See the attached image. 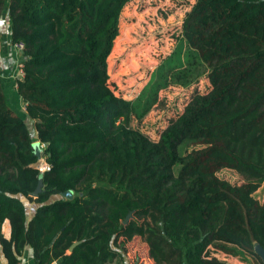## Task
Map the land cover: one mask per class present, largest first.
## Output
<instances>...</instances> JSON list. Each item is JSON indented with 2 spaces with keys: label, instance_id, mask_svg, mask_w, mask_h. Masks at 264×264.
<instances>
[{
  "label": "trees",
  "instance_id": "obj_1",
  "mask_svg": "<svg viewBox=\"0 0 264 264\" xmlns=\"http://www.w3.org/2000/svg\"><path fill=\"white\" fill-rule=\"evenodd\" d=\"M130 1L7 0L10 42H23L15 89L35 138L0 82V224L9 223L0 256L17 264L29 246L33 264H120L123 244L137 236L152 264H228L210 245L261 262L264 0L187 6L180 33L208 66V85L156 138L130 125L141 112L108 80L107 55ZM223 167L242 180L219 177ZM23 198L35 203L28 219Z\"/></svg>",
  "mask_w": 264,
  "mask_h": 264
},
{
  "label": "rangeland",
  "instance_id": "obj_2",
  "mask_svg": "<svg viewBox=\"0 0 264 264\" xmlns=\"http://www.w3.org/2000/svg\"><path fill=\"white\" fill-rule=\"evenodd\" d=\"M193 1H130L122 9L119 33L107 55L110 86L131 96L136 111L141 112L139 118L132 116L130 125L150 138H156L158 130L181 109L192 91L205 90L208 85V66L191 54L180 33L184 11ZM12 92L20 100L19 94ZM23 119L29 133L34 134L31 118L25 113ZM36 164L42 166V158ZM216 174L230 182L242 180L239 173L227 167ZM255 195L264 201V181ZM23 199L26 215H30L35 203ZM121 251L124 256L120 264H152L137 236L125 241ZM209 251L225 262L230 258L216 246L210 245Z\"/></svg>",
  "mask_w": 264,
  "mask_h": 264
},
{
  "label": "crops",
  "instance_id": "obj_3",
  "mask_svg": "<svg viewBox=\"0 0 264 264\" xmlns=\"http://www.w3.org/2000/svg\"><path fill=\"white\" fill-rule=\"evenodd\" d=\"M7 0H5L3 8L0 11V82L2 86L3 93L5 94L7 104L22 118L25 115L24 103L20 97V100L14 96L12 90H15V64L18 59H20L19 54H17L10 42L9 39V20L7 16L6 9ZM24 120V119H23ZM30 121L33 122V119ZM34 134H30L31 137L35 138V130L33 129ZM30 215H25L28 219ZM0 231L3 236H9V223L6 218H4L0 224ZM228 259V264H263L260 261L256 260L250 255H243L245 261L241 260L237 256L230 254ZM19 262L21 264H33L31 257V249L29 246H25L22 250L21 255L19 256ZM0 264H6L5 259L0 256Z\"/></svg>",
  "mask_w": 264,
  "mask_h": 264
},
{
  "label": "water",
  "instance_id": "obj_4",
  "mask_svg": "<svg viewBox=\"0 0 264 264\" xmlns=\"http://www.w3.org/2000/svg\"><path fill=\"white\" fill-rule=\"evenodd\" d=\"M31 146L33 148V153L37 156L40 157L41 154V147L39 145L38 140H33L31 142ZM41 188V176L40 174L38 175V179L36 182L35 187L29 192L30 195L35 196L37 194V192L40 190ZM60 195L63 197H71V190H63L60 192ZM131 215V210L128 211L126 213V215L123 218V222H125L127 220V218ZM78 242V240H74L67 248L68 251H70L72 249V247ZM254 250L256 252V254L259 256L261 262L264 264V248L261 247L260 245H255Z\"/></svg>",
  "mask_w": 264,
  "mask_h": 264
},
{
  "label": "built area",
  "instance_id": "obj_5",
  "mask_svg": "<svg viewBox=\"0 0 264 264\" xmlns=\"http://www.w3.org/2000/svg\"><path fill=\"white\" fill-rule=\"evenodd\" d=\"M12 46H13L15 52L20 55L21 49L23 47V42L22 41L13 42ZM15 67H16V69H15V73H14V78H15V85H16V80L20 79L23 75L22 63L19 59L15 65ZM46 167H47V165L43 162L41 168H46ZM17 264H21V263L17 262Z\"/></svg>",
  "mask_w": 264,
  "mask_h": 264
}]
</instances>
